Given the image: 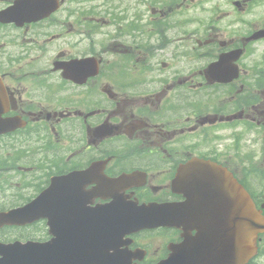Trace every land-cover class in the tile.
<instances>
[{
	"label": "flooded vegetation",
	"instance_id": "obj_1",
	"mask_svg": "<svg viewBox=\"0 0 264 264\" xmlns=\"http://www.w3.org/2000/svg\"><path fill=\"white\" fill-rule=\"evenodd\" d=\"M58 1L48 18L24 23L20 47L0 36V76L14 106L9 114L27 123L14 131L16 169L27 143L22 163L32 172L57 164L64 174L102 161L107 177L144 175V183L127 185L128 199L183 202L172 182L196 158L226 167L257 205L264 202V35L247 40L264 30V0ZM15 2L0 0V11ZM226 53L232 59L210 70ZM106 54L118 67L104 68L109 82L99 91L102 79H91L82 92L55 70L78 58L104 63ZM230 68L238 74L229 83L212 75ZM64 82L70 89L54 94ZM52 118L63 127L27 131L31 122ZM101 124L113 126L110 136L94 135ZM54 136L64 144L54 145ZM129 239L131 249L144 252L140 264L160 261L166 246L181 241L180 230L161 227ZM228 247L222 263L235 255ZM246 255L243 264H264V237Z\"/></svg>",
	"mask_w": 264,
	"mask_h": 264
},
{
	"label": "water",
	"instance_id": "obj_2",
	"mask_svg": "<svg viewBox=\"0 0 264 264\" xmlns=\"http://www.w3.org/2000/svg\"><path fill=\"white\" fill-rule=\"evenodd\" d=\"M222 179L226 180V183L222 184V188L226 191L228 199L235 201V196L238 197L237 205V216L234 218H227L230 221L231 226L233 225L232 230H227L222 234V218H218L220 221V229L218 231L219 237L221 236V241H232L237 246H253V242L258 232L264 229V222L260 216L249 207L247 202V195L237 185L234 181L230 180V177L225 174L222 170ZM236 202V201H235ZM234 202V203H235ZM156 224L161 225L168 224L171 219L161 218V219H151ZM230 226V227H231ZM228 227V226H227ZM99 246H91L92 249H95ZM76 249V248H74ZM22 251H29L32 255L31 259L27 260L26 258L20 259L18 262L11 260V256L7 253L6 258L0 262V264H85L83 261H77L74 263L64 262L63 260L58 261L53 257H49V249L45 246H28L21 248ZM101 262V261H100ZM99 264H108L107 262ZM165 264H172V262H167Z\"/></svg>",
	"mask_w": 264,
	"mask_h": 264
},
{
	"label": "rangeland",
	"instance_id": "obj_3",
	"mask_svg": "<svg viewBox=\"0 0 264 264\" xmlns=\"http://www.w3.org/2000/svg\"><path fill=\"white\" fill-rule=\"evenodd\" d=\"M28 180V179H27ZM17 189H20V188H17ZM30 189L26 188V189H23L22 191H20L21 194H25L26 192H28Z\"/></svg>",
	"mask_w": 264,
	"mask_h": 264
}]
</instances>
